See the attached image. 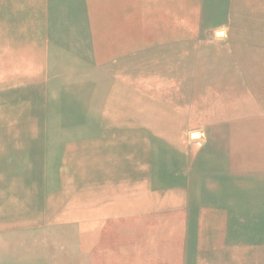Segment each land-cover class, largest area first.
<instances>
[{"label":"rangeland","instance_id":"obj_1","mask_svg":"<svg viewBox=\"0 0 264 264\" xmlns=\"http://www.w3.org/2000/svg\"><path fill=\"white\" fill-rule=\"evenodd\" d=\"M174 1L0 0V264H86L108 231L177 264L181 219L185 264H264V157L259 217L199 216L194 247L204 198L231 192L214 144L259 128L264 147V0Z\"/></svg>","mask_w":264,"mask_h":264},{"label":"bare ground","instance_id":"obj_2","mask_svg":"<svg viewBox=\"0 0 264 264\" xmlns=\"http://www.w3.org/2000/svg\"><path fill=\"white\" fill-rule=\"evenodd\" d=\"M71 1H73V0H71ZM164 2H165L164 3L165 8L169 7V6H181L180 2H176L174 0H164ZM188 54H189V52H188ZM217 56H218V54H217ZM237 63L238 62H236V64ZM240 72H242V71H240ZM238 77L240 78L239 74H238ZM248 78H249V76H248ZM106 90H107V87L103 86L101 89V92H99V93L105 94ZM196 91H197V89H196ZM253 95H254V93H253ZM197 97H199V96H197ZM198 101H199V99H198ZM251 129L252 128H250V129L243 128V130H248L247 133H246V131H243L242 133H238L236 131L228 129L227 134L225 136L221 135L222 136L221 140H219L218 143L216 145L214 144V146L212 147L213 151H214L213 153L217 156V161L214 163V165L219 168V170H217L218 171L217 174H220V177L222 178L223 183L225 184L224 189L229 188L231 190V192H224L223 195L217 194L215 196H210V197L204 198L205 202L207 201L206 205H208V207L211 210H209L208 213H206L208 207H205L199 214L196 215V228L195 227H193V228H195L198 243L194 247L200 246L199 244H201V242H203V243L207 242V240H208L207 236H208V233L210 231L209 230L210 224L208 223V226H207L205 221H202L199 218V216L208 218V217H210V213L214 211L217 214V216L220 217L221 219H238V220L248 219L249 220V219H252L255 217H259V128L254 130V131H250ZM10 133H11V131H10ZM193 135H192L193 138L197 137V134H195L194 136ZM61 140H63V138H61ZM60 145L62 146V144H60ZM64 146H66V145H64ZM17 147L20 149L22 148V146L21 147L17 146ZM63 154L64 153H62V155ZM62 161H63V159H62ZM1 162H3V161H1ZM34 166H35L34 161H32L31 166L29 168H26V169L22 168L20 165L14 164V165H12L13 169H12L11 173L14 176L15 175L18 176V174H21L22 172H25L26 170H27L26 172H32ZM76 166L78 167L77 164H76ZM178 170H180V169H178ZM213 173H216V172L214 171ZM252 182H254V183H252ZM3 191L5 192V195H9L6 198V200H8L7 201L8 206L15 207L16 205H20V206L22 205V199H24V198H21V193H20V190L18 188L14 189V190H10L9 187H7V188H3ZM24 192H25V190H24ZM26 192H27V190H26ZM34 192H36V191H34ZM32 196H34V195H32ZM193 198H194V201H192V202L196 203V202H198L199 199H201V196L198 192H195V194L193 195ZM31 202H33V201H31ZM177 203H178V200L174 196H172L171 193H165V197H163L162 202L159 204L161 205L160 207L162 208V210H164V209H169V207H175V204H177ZM202 203H204V202H202ZM60 205H62V204H60ZM246 205H251V207L247 208ZM13 212H16V211H13ZM190 214H191V212H190ZM208 221H209V219H208ZM221 242L223 244H226L229 242V240H224L221 238ZM198 250H200V249H198Z\"/></svg>","mask_w":264,"mask_h":264},{"label":"crops","instance_id":"obj_3","mask_svg":"<svg viewBox=\"0 0 264 264\" xmlns=\"http://www.w3.org/2000/svg\"><path fill=\"white\" fill-rule=\"evenodd\" d=\"M264 157V147L259 149V158ZM116 222L115 219L111 221V223ZM181 230L179 231L180 235L177 237V241L179 243L178 251H179V261L177 264H185V236H184V219H181ZM144 227V226H143ZM172 231V230H170ZM110 231L106 233H99L95 235V246H91L89 248L83 247L81 253L85 257L86 264H164L161 259H159L157 250L154 252L148 250L143 251L137 255V251L135 250L134 240L130 237L120 238V237H110ZM154 237V236H153ZM151 235L148 238L149 243L153 242L155 239ZM170 239L174 238L172 232L169 235ZM246 238V237H245ZM252 238V237H251ZM259 239V240H258ZM257 245L259 248L264 249V236L258 237ZM250 239L247 241H241V243H250ZM131 243V244H130ZM229 242V247H230ZM210 242H207L203 245V247H199V251L196 254L197 259L198 255H204L207 251ZM232 246V245H231ZM191 264V263H190ZM195 264H203L202 262Z\"/></svg>","mask_w":264,"mask_h":264}]
</instances>
